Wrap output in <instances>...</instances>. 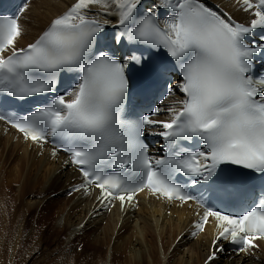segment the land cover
I'll list each match as a JSON object with an SVG mask.
<instances>
[{
    "label": "snow or ice",
    "instance_id": "obj_1",
    "mask_svg": "<svg viewBox=\"0 0 264 264\" xmlns=\"http://www.w3.org/2000/svg\"><path fill=\"white\" fill-rule=\"evenodd\" d=\"M237 3L244 11L255 9L250 26L236 23L203 0H161L156 7L171 13L163 28L156 12L140 15L141 0H76L35 42L17 48L23 31L19 14L28 10V0H22L19 14H0V92L20 99L53 92L64 70L77 72L79 82L30 115L18 119L0 115V120L36 144L52 137L59 150L69 153L84 177L75 191L87 192L95 185L102 203L118 199L122 206L144 189L170 201H195L204 210L195 224L197 231L202 232L210 218L216 222L214 246L231 237L232 243L242 245L240 251L257 247L254 241L264 239V200L242 215H231L187 193L174 180L182 173L193 186L207 185L211 197L226 194V186L217 183L226 171L221 165L264 174V76L254 74L257 54L264 56V42L246 39L255 29L264 30V0ZM92 6L118 16V26L130 42L164 48L177 62L181 73L177 87L184 98L178 107L168 109L170 119L151 118L160 108L142 120L125 118L132 87L127 70L141 59L121 61L96 47L104 24L89 18ZM149 125L163 129L156 133L169 148L163 158L150 156L141 140ZM193 137L203 147L182 150L180 141ZM214 259L215 252L209 261Z\"/></svg>",
    "mask_w": 264,
    "mask_h": 264
},
{
    "label": "bare ground",
    "instance_id": "obj_2",
    "mask_svg": "<svg viewBox=\"0 0 264 264\" xmlns=\"http://www.w3.org/2000/svg\"><path fill=\"white\" fill-rule=\"evenodd\" d=\"M72 1L34 0L25 15L27 21L23 22L25 35L18 39L16 47L29 44L38 32ZM213 1L221 3L223 0ZM221 5L231 9L228 4L221 3ZM233 15L243 17L239 12ZM103 20L110 21L112 17L104 13ZM0 162H2L0 163V264H15L14 255L17 256L24 248L26 249V244L30 247L28 249L37 248L39 243L46 240L45 234L64 236V249L67 250L64 251V261L59 264H87L91 261L93 262L91 264H111L110 260L115 261L113 255L116 253L123 257V264H264V253H258L251 258L223 255L221 258L207 262L211 236L208 230H205L203 236L197 240H187L182 234L189 223L185 211H174L176 216L165 217L158 207L141 201L139 209L135 213H128L124 218H121L116 211L107 217L87 218L91 201L76 196L60 198L65 194L73 176L66 171L58 172L60 170L58 164L45 159L44 156L36 158L25 145L19 142L11 143L8 137L0 136ZM6 165L9 167L3 171ZM30 183L31 189L38 187L37 194L33 199L30 197L25 200L21 207L18 202L23 196L24 184ZM52 189H55L52 192H57L56 196L40 204L38 195H45V192ZM9 190L17 193L11 196ZM61 190L64 191L63 194ZM20 194L22 196L19 198ZM54 205L56 208L53 207ZM18 206L21 209H18ZM46 206L55 208L52 209L54 218L50 221L51 224L49 220L45 222L47 217L49 219V213H44ZM28 213L32 215L30 220L32 226H29L28 221L25 220V214ZM23 226L27 227L24 228L26 232L23 231ZM84 238L87 246L94 249L98 246L104 254H98L96 257L90 254L89 257V254L85 253L83 258L88 256L90 260L75 263L72 245ZM23 244L26 246L21 250ZM53 250L54 248L50 253ZM61 258L59 256V259ZM22 260L23 258L19 263H22Z\"/></svg>",
    "mask_w": 264,
    "mask_h": 264
},
{
    "label": "rangeland",
    "instance_id": "obj_3",
    "mask_svg": "<svg viewBox=\"0 0 264 264\" xmlns=\"http://www.w3.org/2000/svg\"><path fill=\"white\" fill-rule=\"evenodd\" d=\"M7 158V157H6ZM1 164H2V162H0ZM3 163H4V161H3ZM5 164V163H4ZM9 165H11V164H9ZM9 165H6V166H4V169H3V171H5V169H7V167H9ZM9 172V171H8ZM1 184H3V182L1 181ZM4 185V184H3ZM24 188H25V190H24V193H23V196H22V194H20V196H19V198L21 197V199H20V201L18 202L19 203V205L22 207L23 205H22V203L25 201V200H27V199H30V197L33 199L34 198V196H36L35 194H37V191H38V187H36L35 189H31V183L30 184H27V185H25L24 184ZM37 186V185H36ZM13 191H15L14 189H12ZM36 190V191H35ZM11 192V190H9V194H10V192H11V196L13 195V194H16L15 192ZM49 191H50V193H49ZM48 192H45V195L44 194H40V195H38V200H39V203L40 204H42L43 202H45L46 200H48L49 201V199L51 200L53 197H54V193L55 192H52V191H55V189H52V190H49ZM30 192V193H29ZM3 193H5V191L3 190ZM50 194V195H49ZM47 195V196H46ZM53 195V196H52ZM43 196H46V197H44V199L42 198ZM46 198H48V199H46ZM60 198H65V197H60ZM59 204V203H58ZM57 204V205H58ZM59 206V205H58ZM57 206V207H58ZM19 207V206H18ZM17 207V208H18ZM53 207H55L56 208V205H54ZM52 206L49 208H47V206H46V208H45V212L44 213H49L48 214V216H49V219H48V217L46 218V220H45V222H47V220H49L48 222L51 224V222L50 221H53V219L52 218H54V215H52V211H54V210H52V209H55V208H53ZM18 209H21L20 207L18 208ZM43 210V209H42ZM42 213V212H41ZM17 216V219H19V214H17L16 215ZM37 217V216H36ZM38 218V217H37ZM32 219V215L31 214H25V220L26 221H28V223H29V226H32V223L30 222V220ZM16 219H15V216H14V221H15ZM37 224V223H36ZM47 225H48V223H47ZM22 228V227H21ZM24 228H27V227H25V226H23V231L25 230ZM24 232H26V230L24 231ZM49 235H51V234H45V236H44V238H46V240L45 241H43V243H39V245H38V247L37 248H31V249H28V248H30L29 247V245L28 244H26L25 246H26V249L24 248L25 246H24V244H23V247L21 248V252H19V255H17V256H15L14 255V258H13V260H15L14 261V263L16 264V262H17V264H59V262H63L64 261V259H63V256H64V251L65 250H67V249H64V236H62V235H57V236H49ZM49 236V237H48ZM86 238H84L83 240L81 239V240H78L77 242H75L73 245H72V251H73V253H74V260H75V263L76 262H80V263H82V262H84V261H89L90 260V254H93V257H96L98 254L100 255H103L104 254V251L103 250H101V248H99L98 246H96L95 247V249H97V250H95L94 248H92V247H90V246H87V242L86 241H84ZM86 242V243H85ZM78 243V244H77ZM79 243H81V244H79ZM84 244H86V245H84ZM83 245V246H82ZM86 248H85V247ZM52 248H54V250H53V252L52 253H50V251H51V249ZM75 248H76V251H78V252H76L75 251ZM99 248V249H98ZM88 249V250H87ZM101 250V251H100ZM23 252V253H22ZM81 252V253H80ZM93 252H95V253H93ZM98 252V253H97ZM85 253H88L89 254V257L88 256H86L85 257V259L83 258V255L85 254ZM20 254H23V255H21L20 256ZM76 254V255H75ZM82 254V255H81ZM79 255V256H78ZM119 255V256H118ZM59 256H61L62 258L61 259H59ZM76 256H78V257H76ZM21 258H23V260H22V263H19L20 261H21ZM89 258V259H88ZM113 258H114V262L113 261H111L110 259V262H111V264H123V262H122V260H123V257L120 255V254H114L113 255ZM18 259V260H17ZM4 260H1V262H3ZM8 263V262H7ZM91 263H93L92 261H91ZM90 262H88L87 264H91Z\"/></svg>",
    "mask_w": 264,
    "mask_h": 264
}]
</instances>
